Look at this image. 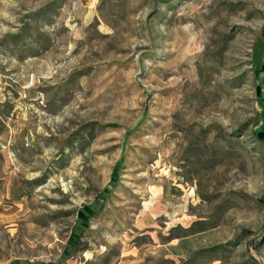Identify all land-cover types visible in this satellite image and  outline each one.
<instances>
[{
  "label": "rangeland",
  "instance_id": "rangeland-1",
  "mask_svg": "<svg viewBox=\"0 0 264 264\" xmlns=\"http://www.w3.org/2000/svg\"><path fill=\"white\" fill-rule=\"evenodd\" d=\"M0 264H264V0H0Z\"/></svg>",
  "mask_w": 264,
  "mask_h": 264
},
{
  "label": "trees",
  "instance_id": "trees-1",
  "mask_svg": "<svg viewBox=\"0 0 264 264\" xmlns=\"http://www.w3.org/2000/svg\"><path fill=\"white\" fill-rule=\"evenodd\" d=\"M86 212L88 213V214H91V211L89 210V209H86ZM82 216H83V214H82V212H80L79 213V221H82ZM86 217V216H85ZM82 223V222H81ZM83 223H85V222H83Z\"/></svg>",
  "mask_w": 264,
  "mask_h": 264
}]
</instances>
